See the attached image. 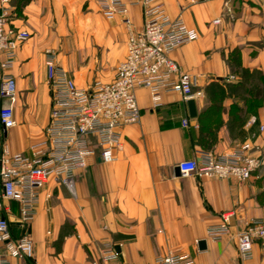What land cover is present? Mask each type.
<instances>
[{"label": "crops", "instance_id": "0c3cea01", "mask_svg": "<svg viewBox=\"0 0 264 264\" xmlns=\"http://www.w3.org/2000/svg\"><path fill=\"white\" fill-rule=\"evenodd\" d=\"M158 1L198 34L171 53L204 95L195 99L196 116L176 93H164L153 109L148 90L137 88L141 119L122 128L116 159H90L74 173V195L53 177L41 189L29 264H87L104 243L118 258L100 264H156L172 251L191 264H264L261 241L242 261L235 240L248 222L264 220V168L245 181L184 176L178 169L202 153L221 155L247 142L264 150V7L255 0ZM8 6L12 25L30 38L7 71L15 80V125L4 142L10 153L30 157L51 109L45 51L80 87L110 82L126 54L127 29L120 15L104 16L95 0H9ZM127 17L142 29L139 5L128 6ZM223 213L231 215L229 234L210 237L208 228Z\"/></svg>", "mask_w": 264, "mask_h": 264}, {"label": "built area", "instance_id": "2783aa9c", "mask_svg": "<svg viewBox=\"0 0 264 264\" xmlns=\"http://www.w3.org/2000/svg\"><path fill=\"white\" fill-rule=\"evenodd\" d=\"M188 1L194 4L207 0ZM255 1L264 7V0ZM95 2L104 16L118 14L122 17L127 29L125 57L115 67L110 82L95 81L89 87H80L56 61L55 53L50 49L45 51L51 109L44 139L30 147L32 155L28 157L10 153L4 135L15 125L11 105L15 80L7 71L30 33L12 25L9 0H0V264H11L12 259L18 260V264H29L32 259L30 224L38 211L41 189L51 177L74 195L76 171L85 168L96 156L102 163L116 159V152L122 148V128L141 119L137 88L148 90L153 109L160 107L162 96L167 92L180 95L184 101L204 96L202 91L193 88L191 75L182 71L171 58L172 51L198 38L195 29L179 16L170 17L158 0ZM131 5L142 9L143 27L139 31L132 28L127 17ZM182 125L187 126L188 120L183 119ZM259 129L262 131L264 126ZM262 168L264 150L248 142L221 155L205 152L200 159L178 163L184 176L240 181L249 179ZM230 216L223 213L221 222L208 228V235L219 238L229 234ZM255 239L264 244V220H252L236 233L237 251L242 261L252 258ZM116 258L118 254L113 245L104 243L99 258L87 264ZM156 264H191V261L186 255L172 251L156 257Z\"/></svg>", "mask_w": 264, "mask_h": 264}, {"label": "water", "instance_id": "95a60500", "mask_svg": "<svg viewBox=\"0 0 264 264\" xmlns=\"http://www.w3.org/2000/svg\"><path fill=\"white\" fill-rule=\"evenodd\" d=\"M187 106H188L189 115L191 117H195L196 116L195 100L194 99L187 100ZM199 245L203 246L204 241H200ZM117 250H118V248H117Z\"/></svg>", "mask_w": 264, "mask_h": 264}, {"label": "rangeland", "instance_id": "374dc122", "mask_svg": "<svg viewBox=\"0 0 264 264\" xmlns=\"http://www.w3.org/2000/svg\"><path fill=\"white\" fill-rule=\"evenodd\" d=\"M262 178H264V174H263Z\"/></svg>", "mask_w": 264, "mask_h": 264}]
</instances>
